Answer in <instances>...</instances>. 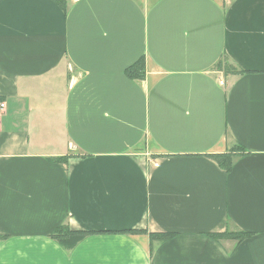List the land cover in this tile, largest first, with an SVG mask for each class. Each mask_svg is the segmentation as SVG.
Listing matches in <instances>:
<instances>
[{
    "label": "crops",
    "instance_id": "0c3cea01",
    "mask_svg": "<svg viewBox=\"0 0 264 264\" xmlns=\"http://www.w3.org/2000/svg\"><path fill=\"white\" fill-rule=\"evenodd\" d=\"M0 98V264H264V0H0Z\"/></svg>",
    "mask_w": 264,
    "mask_h": 264
},
{
    "label": "trees",
    "instance_id": "16d2710c",
    "mask_svg": "<svg viewBox=\"0 0 264 264\" xmlns=\"http://www.w3.org/2000/svg\"><path fill=\"white\" fill-rule=\"evenodd\" d=\"M222 66V65H221ZM224 68L227 72L232 73H241V70H237L234 66L225 65ZM125 74L130 79H143L146 74V60L145 57L138 58L134 63L129 65L125 69ZM1 99V98H0ZM237 152L228 151L223 153H212L209 154L214 160L218 162V164L229 171L232 168V161L234 156ZM70 156H57L52 157L51 159L54 161H66ZM144 230H128L125 232L128 233H137L142 232ZM92 231H84V230H72L68 225H62L57 230L51 233L55 239L65 248L70 249L73 248L78 242L84 239L87 235L92 234ZM174 233L170 232H159V233H150L151 243L154 240L164 241L169 238H172ZM211 236L215 239H222V238H232L237 239L238 241H242L245 238L251 236L250 232L239 231V232H224V233H211Z\"/></svg>",
    "mask_w": 264,
    "mask_h": 264
},
{
    "label": "built area",
    "instance_id": "2783aa9c",
    "mask_svg": "<svg viewBox=\"0 0 264 264\" xmlns=\"http://www.w3.org/2000/svg\"><path fill=\"white\" fill-rule=\"evenodd\" d=\"M4 108H5V103L4 102H0V115L3 112Z\"/></svg>",
    "mask_w": 264,
    "mask_h": 264
}]
</instances>
